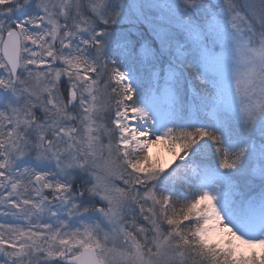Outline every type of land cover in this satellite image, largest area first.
Listing matches in <instances>:
<instances>
[{"label":"snow or ice","instance_id":"6c2138e0","mask_svg":"<svg viewBox=\"0 0 264 264\" xmlns=\"http://www.w3.org/2000/svg\"><path fill=\"white\" fill-rule=\"evenodd\" d=\"M0 217V264H264V0H0Z\"/></svg>","mask_w":264,"mask_h":264},{"label":"rangeland","instance_id":"374dc122","mask_svg":"<svg viewBox=\"0 0 264 264\" xmlns=\"http://www.w3.org/2000/svg\"><path fill=\"white\" fill-rule=\"evenodd\" d=\"M165 156L168 158V159H171L170 156H167V153H165ZM117 183H120L119 181H117ZM4 221V218L3 217H0V222H3Z\"/></svg>","mask_w":264,"mask_h":264},{"label":"bare ground","instance_id":"6f19581e","mask_svg":"<svg viewBox=\"0 0 264 264\" xmlns=\"http://www.w3.org/2000/svg\"><path fill=\"white\" fill-rule=\"evenodd\" d=\"M154 151H155V149H154Z\"/></svg>","mask_w":264,"mask_h":264}]
</instances>
